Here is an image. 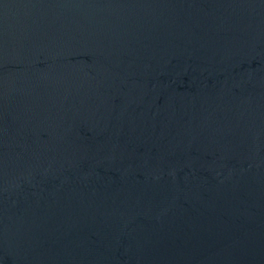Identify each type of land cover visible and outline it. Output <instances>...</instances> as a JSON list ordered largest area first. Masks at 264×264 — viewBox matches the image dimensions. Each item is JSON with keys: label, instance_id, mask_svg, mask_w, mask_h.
<instances>
[{"label": "water", "instance_id": "water-1", "mask_svg": "<svg viewBox=\"0 0 264 264\" xmlns=\"http://www.w3.org/2000/svg\"><path fill=\"white\" fill-rule=\"evenodd\" d=\"M0 264H264V0H0Z\"/></svg>", "mask_w": 264, "mask_h": 264}]
</instances>
